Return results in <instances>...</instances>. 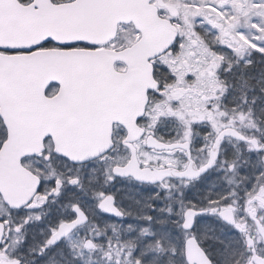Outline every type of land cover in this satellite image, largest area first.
I'll return each instance as SVG.
<instances>
[{"label":"snow or ice","instance_id":"snow-or-ice-1","mask_svg":"<svg viewBox=\"0 0 264 264\" xmlns=\"http://www.w3.org/2000/svg\"><path fill=\"white\" fill-rule=\"evenodd\" d=\"M0 264H264V0H0Z\"/></svg>","mask_w":264,"mask_h":264},{"label":"flooded vegetation","instance_id":"flooded-vegetation-1","mask_svg":"<svg viewBox=\"0 0 264 264\" xmlns=\"http://www.w3.org/2000/svg\"><path fill=\"white\" fill-rule=\"evenodd\" d=\"M119 187V186H118ZM124 195L125 200L127 201V197L129 195H136V190L129 188L126 193H122Z\"/></svg>","mask_w":264,"mask_h":264}]
</instances>
